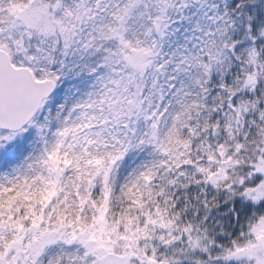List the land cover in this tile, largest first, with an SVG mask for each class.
I'll list each match as a JSON object with an SVG mask.
<instances>
[{"label": "snow or ice", "instance_id": "snow-or-ice-1", "mask_svg": "<svg viewBox=\"0 0 264 264\" xmlns=\"http://www.w3.org/2000/svg\"><path fill=\"white\" fill-rule=\"evenodd\" d=\"M0 264H264V0H0Z\"/></svg>", "mask_w": 264, "mask_h": 264}]
</instances>
